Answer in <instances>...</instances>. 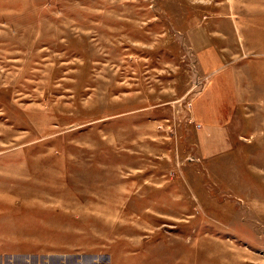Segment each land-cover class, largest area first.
<instances>
[{"label":"rangeland","instance_id":"1","mask_svg":"<svg viewBox=\"0 0 264 264\" xmlns=\"http://www.w3.org/2000/svg\"><path fill=\"white\" fill-rule=\"evenodd\" d=\"M0 264H264V0H0Z\"/></svg>","mask_w":264,"mask_h":264},{"label":"crops","instance_id":"2","mask_svg":"<svg viewBox=\"0 0 264 264\" xmlns=\"http://www.w3.org/2000/svg\"><path fill=\"white\" fill-rule=\"evenodd\" d=\"M199 56L202 60H209V65L203 68L205 71L209 72L218 66L219 53L205 49L199 52ZM219 84V76L215 75L210 85L200 92L192 104L193 117L201 126L199 134L206 149L226 147L228 127L232 123L235 100Z\"/></svg>","mask_w":264,"mask_h":264}]
</instances>
